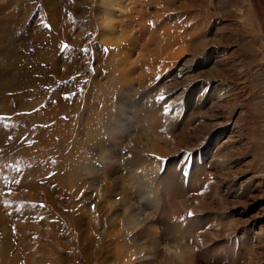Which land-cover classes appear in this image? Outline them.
<instances>
[{
    "label": "rangeland",
    "instance_id": "374dc122",
    "mask_svg": "<svg viewBox=\"0 0 264 264\" xmlns=\"http://www.w3.org/2000/svg\"><path fill=\"white\" fill-rule=\"evenodd\" d=\"M1 82L0 264H264V0H0Z\"/></svg>",
    "mask_w": 264,
    "mask_h": 264
},
{
    "label": "bare ground",
    "instance_id": "6f19581e",
    "mask_svg": "<svg viewBox=\"0 0 264 264\" xmlns=\"http://www.w3.org/2000/svg\"><path fill=\"white\" fill-rule=\"evenodd\" d=\"M13 80V79H12ZM3 83H5V82H1L0 83V93H1V91H2V93H5V92H7V89H3V86H5V85H9L10 83H8V84H3ZM20 96L21 95H15V96H12L11 98H8V99H6L5 101H3L2 102V104L4 105V109L6 108V109H9V110H11V109H13L14 108V104L15 103H18L17 101H19V98H20ZM50 114V113H49ZM65 126V125H64ZM47 134V133H46ZM51 146V145H50ZM36 149V148H35ZM39 149V148H38ZM31 152V151H30ZM37 152V151H36ZM33 154V153H32ZM30 176V175H29ZM34 176V175H33ZM60 176V175H59ZM58 178H60V177H58ZM58 180V179H57ZM26 182V181H25ZM24 182V183H25ZM59 182V181H58ZM34 184H36L35 182H34ZM60 184V183H59ZM51 187V186H50ZM58 188V187H57ZM56 189V188H55ZM57 191V190H56ZM7 193H9V192H7ZM11 193V192H10ZM2 196V195H1ZM4 196V195H3ZM14 197H16V198H18V199H20V197H22V199H28V200H32V201H35V202H46V203H48L51 207H55L56 206V204H57V201H56V199H55V197H54V193H53V191H51L48 187H39L37 184L36 185H33V183L30 185V188L28 189V190H25V191H23V192H20V193H15L14 194ZM24 197V198H23ZM3 200V199H2ZM11 202V201H10ZM10 202H8V203H10ZM3 203V202H2ZM12 203V202H11ZM10 203V204H11ZM1 204V203H0ZM4 206V205H3ZM49 210V209H48ZM50 212V211H49ZM47 214H49V213H47ZM46 214V215H47ZM45 215V214H44ZM53 215V214H52ZM63 215V217H64V221L68 224V225H70V230L71 231H73L72 232V237H70L69 236V238H68V240L67 241H63L62 240V235H61V233L59 232V231H57V230H55V228H51V229H48V231H45L46 233H44V232H42L41 231V229H39L40 227H36L35 226V228H36V230L38 231V233L40 234V233H44V234H46V235H42V236H44L45 237V244L44 245H41V246H39V245H36L35 243H32L31 241H29L28 243L30 244V245H34V246H36V248L39 250V252H40V247H42L41 249H46L47 251H49L48 253H45V254H48V255H50L51 254V257L52 256H54V253H55V249H57L58 247H68L69 245H72L71 243H74V241L76 242H78V243H80V246H82V248L83 247H85L90 241H93V239L92 238H90V236L88 235H86L85 234V228L82 226V224H81V222H82V220L80 219V218H75V216L73 215V214H71V215H69V214H62ZM50 216V215H49ZM43 217V216H42ZM40 218V217H39ZM47 218V217H46ZM55 219V218H54ZM44 219H42V221H43ZM35 221V220H34ZM41 221V220H40ZM56 221V220H55ZM3 222V219L1 218L0 219V225H1V223ZM39 222V221H38ZM49 222H51V221H49ZM48 222V223H49ZM42 224V223H41ZM44 225V224H43ZM32 226H34L33 224H32ZM49 226V225H48ZM59 226V225H58ZM29 227H31V225L30 226H26V225H24V224H22L21 223V225L19 226V228H20V231H29ZM60 228V227H59ZM64 228H65V226H64ZM67 229V228H66ZM87 230V229H86ZM5 231V240H6V238H7V240H8V243H9V241H10V237H9V233L7 232L8 230H4ZM19 231V232H20ZM24 233V232H23ZM37 233V234H38ZM26 234V233H25ZM74 234V235H73ZM76 234V235H75ZM63 235H65V234H63ZM74 236V237H73ZM1 237H3V236H1ZM9 237V238H8ZM43 237V238H44ZM65 237H66V235H65ZM27 238V237H26ZM4 239V238H3ZM25 239V238H24ZM24 239H22V241L23 242H27V239L26 240H24ZM2 242H4V241H2V240H0V243H2ZM7 244V243H6ZM79 245V244H78ZM9 246V245H8ZM48 246H50V248L51 249H49L48 250ZM103 246V245H102ZM101 246V249L100 248H98V249H96L95 251H93L94 252V254H95V257H99V256H101L102 255V252H103V247ZM47 247V248H46ZM93 252H90V251H85V253H84V255H85V257H86V259L87 260H89L93 255H91V253H93ZM44 254V255H45ZM0 255H1V252H0ZM34 255V254H33ZM59 256V255H58ZM1 259L2 260H4V259H7V256H6V254H2L1 256ZM43 257V256H42ZM36 258V257H35ZM41 260H42V258H41ZM68 260V259H67ZM57 263L56 264H69V263H65L64 261H63V259L59 256V257H57ZM69 261V260H68ZM72 263V262H71ZM70 263V264H71ZM188 264H195L194 263V261H192V260H190V261H188Z\"/></svg>",
    "mask_w": 264,
    "mask_h": 264
},
{
    "label": "snow or ice",
    "instance_id": "6c2138e0",
    "mask_svg": "<svg viewBox=\"0 0 264 264\" xmlns=\"http://www.w3.org/2000/svg\"><path fill=\"white\" fill-rule=\"evenodd\" d=\"M189 215H192V213H189Z\"/></svg>",
    "mask_w": 264,
    "mask_h": 264
}]
</instances>
